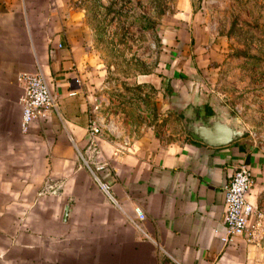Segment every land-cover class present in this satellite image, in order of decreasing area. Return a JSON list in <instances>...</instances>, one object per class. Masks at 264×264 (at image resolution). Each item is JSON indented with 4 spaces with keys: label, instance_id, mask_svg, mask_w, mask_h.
Listing matches in <instances>:
<instances>
[{
    "label": "crops",
    "instance_id": "obj_1",
    "mask_svg": "<svg viewBox=\"0 0 264 264\" xmlns=\"http://www.w3.org/2000/svg\"><path fill=\"white\" fill-rule=\"evenodd\" d=\"M142 1L146 15L131 10ZM166 4L0 0V264L77 261L88 245L98 248L97 262L264 264V220L253 238L220 240L224 189L239 165L253 173L247 199L264 210V138L256 137L264 135V0ZM126 33L154 43L155 59L128 60L135 46ZM38 70L58 109L23 131L18 78ZM162 73L170 85L215 97L238 116L245 136L217 147L192 139L164 109ZM105 93L114 105L144 98L122 108L129 143L104 131L96 157L87 122ZM147 102L156 110L141 109ZM95 160L107 169L96 170Z\"/></svg>",
    "mask_w": 264,
    "mask_h": 264
},
{
    "label": "built area",
    "instance_id": "obj_2",
    "mask_svg": "<svg viewBox=\"0 0 264 264\" xmlns=\"http://www.w3.org/2000/svg\"><path fill=\"white\" fill-rule=\"evenodd\" d=\"M101 5H105L108 0H97ZM126 4L123 6V12L126 10ZM139 9L140 12L146 15L148 3L145 1L139 2L132 9ZM118 18V15H116ZM125 26H129L128 22ZM112 23H109L107 36L114 41L112 36ZM127 37L133 40L135 47L125 54L128 60L133 62H152L155 59L156 46L154 43L149 42L148 39L141 40L138 36L131 33H126ZM61 47V44H59ZM23 83V96L21 99L22 104V120L21 128L26 131L29 125L37 118L44 117L49 110L57 111L58 104L54 98L52 90L50 89L47 78L41 70L36 73L23 74L18 78ZM109 83L105 82L103 89L108 91ZM75 91L72 93L74 94ZM144 94L139 96L127 97L125 101L115 102L116 97L105 95L98 96L96 105L89 112L87 122V134L89 137V145L95 156H101V147L99 146V136L106 131L108 135L113 138L122 139V145H127L129 139L127 136H122L120 130V123L123 121L124 112L122 110L126 104L137 102L143 105ZM114 106H117L116 108ZM237 109V107H235ZM257 137V136H256ZM264 138V137H263ZM84 164L93 172L90 164L84 160ZM92 166L96 170L107 169V161H94ZM98 180V178L95 176ZM253 184V173L247 164L239 165L230 175L229 183L225 186V216L224 224L225 231L221 235L220 240L223 243H229L234 237L240 235H248L253 238L254 233L261 227V221L264 220V210L255 207L248 199L247 196ZM100 188L108 193L109 186L104 182L99 181ZM135 215L139 221L145 219L144 211L136 206L134 208ZM254 216V223H250V218Z\"/></svg>",
    "mask_w": 264,
    "mask_h": 264
},
{
    "label": "water",
    "instance_id": "obj_3",
    "mask_svg": "<svg viewBox=\"0 0 264 264\" xmlns=\"http://www.w3.org/2000/svg\"><path fill=\"white\" fill-rule=\"evenodd\" d=\"M178 84L170 85L172 89L165 107L181 116L183 128L192 139L217 147L245 136V128L238 116L215 97L199 94L195 89L190 91Z\"/></svg>",
    "mask_w": 264,
    "mask_h": 264
},
{
    "label": "rangeland",
    "instance_id": "obj_4",
    "mask_svg": "<svg viewBox=\"0 0 264 264\" xmlns=\"http://www.w3.org/2000/svg\"><path fill=\"white\" fill-rule=\"evenodd\" d=\"M164 1V8L166 9V6H168L167 3V0H163ZM162 76L164 78V83H163V86L161 88V100L163 101V103L165 104L166 100H167V95L170 94L171 92V86H170V79L168 80L165 76L166 74L162 73ZM166 78V79H165ZM149 102V101H148ZM147 104L149 105H146V107H141V109H150L152 108V110H156L154 105L152 106L150 103ZM164 109L165 111H168V109H166L165 105H164ZM181 119V116L178 115ZM256 136L261 140L260 137H264V135H260V134H256ZM25 217V215H23ZM133 227L132 229H134L135 231L138 230V224L137 223H132ZM132 236H133V233H132ZM93 241H96V240H93ZM92 244V243H91ZM100 248V247H99ZM103 248H106V247H103ZM83 249L85 250V252L82 253V255H78V257L80 258V260H77L75 261V257L73 255H66V261H62V262H52L50 264H125L123 263L122 261H110V262H104V261H92V256L91 254L95 253L97 251V247H94L93 250L91 248L90 245L88 246H84ZM92 250V251H91ZM148 254V253H147ZM82 259V260H81ZM35 264H41V263H35ZM126 264H138V262H130V263H126Z\"/></svg>",
    "mask_w": 264,
    "mask_h": 264
}]
</instances>
